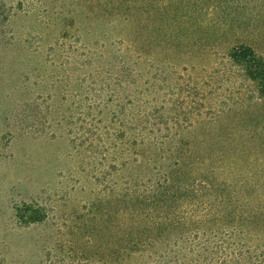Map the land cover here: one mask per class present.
<instances>
[{"label":"rangeland","instance_id":"374dc122","mask_svg":"<svg viewBox=\"0 0 264 264\" xmlns=\"http://www.w3.org/2000/svg\"><path fill=\"white\" fill-rule=\"evenodd\" d=\"M148 1L0 0V264H99L100 239L84 224L123 179L108 167L111 153L100 159L77 129L89 102L130 98L165 116L217 115L221 126L239 112L247 122L264 113L226 56L240 41L264 56V0H197L217 6L189 17L169 44L150 45ZM225 3L234 19L221 32ZM135 28L131 54L119 41ZM23 202L44 219L19 221Z\"/></svg>","mask_w":264,"mask_h":264},{"label":"trees","instance_id":"16d2710c","mask_svg":"<svg viewBox=\"0 0 264 264\" xmlns=\"http://www.w3.org/2000/svg\"><path fill=\"white\" fill-rule=\"evenodd\" d=\"M196 1L143 3L148 45L169 44L189 17L203 19L217 6ZM231 7L223 6L221 32L231 28ZM138 36L135 28L127 42H119L135 54ZM226 56L252 81L255 103L264 107V56L242 41ZM144 104L92 101L87 122L77 118L85 122L77 129L100 148V159L110 152L108 167L122 171V182H113L84 224L100 239L94 246L99 264H264V113L247 122L239 112L221 126L215 125L217 115L165 116L152 111L155 104ZM15 217L31 223L45 215L23 202Z\"/></svg>","mask_w":264,"mask_h":264}]
</instances>
